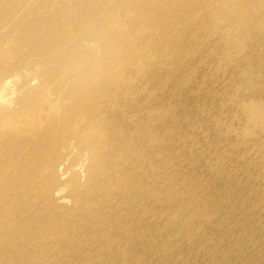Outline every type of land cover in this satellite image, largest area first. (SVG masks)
I'll use <instances>...</instances> for the list:
<instances>
[{
  "label": "bare ground",
  "instance_id": "1",
  "mask_svg": "<svg viewBox=\"0 0 264 264\" xmlns=\"http://www.w3.org/2000/svg\"><path fill=\"white\" fill-rule=\"evenodd\" d=\"M106 1L0 0V67L36 55L43 81L0 113V264H264V0H109L132 53L93 20ZM60 148L88 157L70 205Z\"/></svg>",
  "mask_w": 264,
  "mask_h": 264
},
{
  "label": "rangeland",
  "instance_id": "2",
  "mask_svg": "<svg viewBox=\"0 0 264 264\" xmlns=\"http://www.w3.org/2000/svg\"><path fill=\"white\" fill-rule=\"evenodd\" d=\"M122 8L126 9V14L123 13ZM131 8L132 5H126V3L124 2L120 3L118 1L115 4H112L109 0H107L106 3H103L100 7L95 8L92 14V18L98 25H107L109 28L115 29L116 37L119 41L120 34H123L126 29L125 18L129 16ZM86 27L87 25L79 29V36L75 39V48L71 54V57L76 61L75 66H79L82 69L90 66V64L92 63L90 62V60L98 56L100 53L99 39H97V37L94 38L91 36H86L84 34V31H86ZM130 30L131 32L134 31L132 28H130ZM229 34L230 33H228V36ZM187 35L192 36V34L188 33ZM46 39L47 37L38 40L37 44H39V46L41 47L44 46V42H46ZM132 42V37L125 38L124 40L122 38L119 42L118 48L123 50L124 52H129L132 48ZM234 43L238 42L234 41ZM133 51L134 48L131 49V53ZM120 54L121 52H117L114 55L115 60L120 57ZM35 58H37V56L31 54L29 56H26V58L13 60L5 66L0 67L1 114L17 115L21 112L22 101L24 100L26 102H29L33 98V96H35L36 92L41 89L43 81L36 71V69H39L40 66L37 65L34 60L30 61ZM127 60L128 58L126 59V62ZM63 64L64 61L61 60L56 63V66H62ZM249 71L250 70L248 69L247 74L250 73ZM64 78H66L67 81L70 80V82H74V78L69 74V72L64 75ZM104 78L105 77H103L102 75L99 76L95 80L94 84L97 85L98 82L102 83ZM57 79V77H53L54 82H52V84L57 83L58 81L55 82ZM91 83H88V86H91ZM56 94L59 95V93ZM260 114H264V108L261 109L260 113H258L257 111L251 112L249 120H252L253 123V118L259 116ZM260 116L261 118L259 119V121L255 123V128L262 130L264 129V116ZM256 129L255 132L259 131ZM252 137L256 139L257 134ZM65 150L72 153L70 154L69 160L63 159L58 164L59 174L57 175V177L61 182H64L56 191L58 197H62V194L68 193V185L66 182L70 181L72 178L79 177L80 174H84V169L88 160L87 154H85L84 152L79 153L76 149L72 148H66ZM65 150L63 148H60L59 153L63 154ZM62 198L66 205L71 204V198L69 194ZM29 252H33L34 255H26ZM22 256L25 257V259L34 257L36 260L45 259L47 256L56 258V256L51 255L50 252H42L41 250L33 251L31 249L26 250V252Z\"/></svg>",
  "mask_w": 264,
  "mask_h": 264
}]
</instances>
